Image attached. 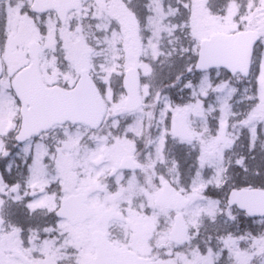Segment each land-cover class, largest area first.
I'll use <instances>...</instances> for the list:
<instances>
[{
	"label": "snow or ice",
	"instance_id": "obj_1",
	"mask_svg": "<svg viewBox=\"0 0 264 264\" xmlns=\"http://www.w3.org/2000/svg\"><path fill=\"white\" fill-rule=\"evenodd\" d=\"M0 264H264V0H0Z\"/></svg>",
	"mask_w": 264,
	"mask_h": 264
}]
</instances>
